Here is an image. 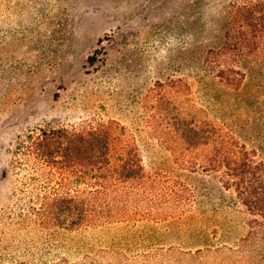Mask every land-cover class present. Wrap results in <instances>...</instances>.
Here are the masks:
<instances>
[{
    "label": "rangeland",
    "instance_id": "rangeland-1",
    "mask_svg": "<svg viewBox=\"0 0 264 264\" xmlns=\"http://www.w3.org/2000/svg\"><path fill=\"white\" fill-rule=\"evenodd\" d=\"M246 1L0 0V264H264V230L250 235L234 189L202 169L209 147L183 143L161 109H193L264 159V48L223 49ZM229 63L247 73L240 86L219 76ZM102 123L143 156L145 183L100 195L130 197L131 215L43 218L46 196L87 185L39 159L29 135Z\"/></svg>",
    "mask_w": 264,
    "mask_h": 264
},
{
    "label": "trees",
    "instance_id": "trees-1",
    "mask_svg": "<svg viewBox=\"0 0 264 264\" xmlns=\"http://www.w3.org/2000/svg\"><path fill=\"white\" fill-rule=\"evenodd\" d=\"M233 15L239 22L238 29L235 39L227 41L223 49L234 54H254L264 48V0L236 4ZM220 66L221 80L233 86L244 82L247 73L237 64ZM179 81L187 85L184 79ZM171 104L170 99H162L161 109L170 129L190 147H209L202 169L221 172L223 185L234 189L251 216L250 235L257 225L264 230V159L258 157L256 149L222 133L211 119L202 117L193 109ZM29 138L30 150L39 159L63 172L65 180L87 185L76 194L46 196L39 208L43 218H51L63 226L78 227L98 219L112 218L113 214L121 215V212L125 216L131 215L130 197L122 195L106 203L100 201L102 193L131 191L126 187L140 186L147 178L141 150L136 143L119 147L111 124L41 129ZM136 196L138 200L146 198L144 193ZM204 251L199 248L188 252L200 255ZM16 264L36 263L22 261Z\"/></svg>",
    "mask_w": 264,
    "mask_h": 264
}]
</instances>
